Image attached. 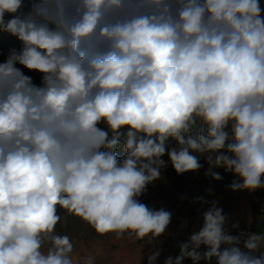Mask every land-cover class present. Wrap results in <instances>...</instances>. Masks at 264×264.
<instances>
[{"label":"clouds","instance_id":"1","mask_svg":"<svg viewBox=\"0 0 264 264\" xmlns=\"http://www.w3.org/2000/svg\"><path fill=\"white\" fill-rule=\"evenodd\" d=\"M29 3L0 0V31L22 43L0 63V264H76L58 209L99 235L160 237L171 213L139 197L169 164L180 175L204 158L205 176L238 178L231 190L264 188L261 0ZM225 222L211 202L164 264H264V234L242 249Z\"/></svg>","mask_w":264,"mask_h":264},{"label":"rangeland","instance_id":"2","mask_svg":"<svg viewBox=\"0 0 264 264\" xmlns=\"http://www.w3.org/2000/svg\"><path fill=\"white\" fill-rule=\"evenodd\" d=\"M264 7V0H261ZM30 9L29 0H24V11ZM12 18V14L6 13L5 19ZM22 43L18 38L8 32L0 31V63L8 58L12 50L19 51ZM18 67H22L19 66ZM26 75L33 78L34 83H41V74L23 69ZM176 145L172 140L169 147ZM124 150H117L118 156H123ZM167 160V155L163 157ZM201 169L196 172H187L178 175L169 164L163 170L161 179L147 187V190L139 197L140 201L152 209H165L171 213V222L164 234L149 241L129 239L127 235L117 238L115 233L99 235L94 229L82 219L69 215L63 209H58V214L62 217L56 226V233L67 235L74 245L73 257L76 264H81L82 257L92 254L95 257V264H147L150 254L159 250L160 256L156 264H164L167 257L179 255V244L187 242L189 237L200 230L203 226V213L211 206V202H216L217 207L223 209L226 217L224 225L227 234L236 236L237 231L246 229V220L250 215L251 207L264 208V188L255 191L237 190L233 191L228 186L237 180L231 173H226L223 168L214 169L223 177L222 180H214L210 176H205L207 163L201 158ZM211 189V194L209 193ZM202 197L209 203L201 204L194 202L195 198ZM233 225H237L233 227ZM246 228V229H242ZM243 249V241H241ZM225 247V246H222ZM201 253L206 251L204 246L199 249ZM259 255V252L256 253ZM183 264H193L191 259L186 258ZM200 264H206L204 260ZM211 264H216L215 258Z\"/></svg>","mask_w":264,"mask_h":264},{"label":"crops","instance_id":"3","mask_svg":"<svg viewBox=\"0 0 264 264\" xmlns=\"http://www.w3.org/2000/svg\"><path fill=\"white\" fill-rule=\"evenodd\" d=\"M253 207H251V210L249 211V214H248L250 216L246 220L245 226L243 227H246V228L252 227L256 233L261 234L262 230H264V208H261L259 210ZM246 228H242V229H246ZM244 237L246 236H243L241 241H243Z\"/></svg>","mask_w":264,"mask_h":264},{"label":"built area","instance_id":"4","mask_svg":"<svg viewBox=\"0 0 264 264\" xmlns=\"http://www.w3.org/2000/svg\"><path fill=\"white\" fill-rule=\"evenodd\" d=\"M262 205H264V203H262ZM236 236H247L248 234H251V233H256L254 230H250V229H246V230H242V231H237L236 232ZM261 234H264V230H262V233Z\"/></svg>","mask_w":264,"mask_h":264}]
</instances>
